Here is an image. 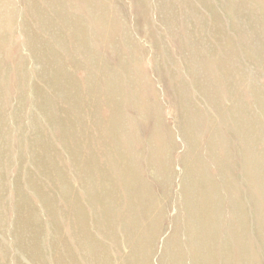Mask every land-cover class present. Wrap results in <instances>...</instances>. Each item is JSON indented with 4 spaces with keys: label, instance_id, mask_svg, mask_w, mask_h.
I'll use <instances>...</instances> for the list:
<instances>
[{
    "label": "rangeland",
    "instance_id": "obj_1",
    "mask_svg": "<svg viewBox=\"0 0 264 264\" xmlns=\"http://www.w3.org/2000/svg\"><path fill=\"white\" fill-rule=\"evenodd\" d=\"M68 250L264 264V0H0V264Z\"/></svg>",
    "mask_w": 264,
    "mask_h": 264
},
{
    "label": "bare ground",
    "instance_id": "obj_2",
    "mask_svg": "<svg viewBox=\"0 0 264 264\" xmlns=\"http://www.w3.org/2000/svg\"><path fill=\"white\" fill-rule=\"evenodd\" d=\"M40 4V3H39ZM101 4V3H100ZM91 8V7H90ZM196 9V8H195ZM101 10V9H100ZM13 11V10H12ZM20 12V11H19ZM6 13V12H5ZM18 14V13H17ZM161 16V15H160ZM159 16V17H160ZM146 17V16H145ZM158 17V18H159ZM162 18V17H161ZM160 18V19H161ZM16 20V19H15ZM191 20V19H190ZM19 21V20H18ZM120 23V22H119ZM258 25V24H257ZM133 27V26H132ZM49 29V28H48ZM14 30V29H13ZM44 30H45V28H44ZM256 32V31H255ZM19 33V32H18ZM46 35V34H45ZM66 35V34H65ZM9 36V35H8ZM44 38V37H43ZM94 38V37H93ZM147 40V39H146ZM101 44V43H100ZM90 46V45H89ZM22 51V50H21ZM143 78V77H142ZM20 95V94H19ZM253 98V97H252ZM250 99V98H249ZM86 120V119H85ZM27 122V121H26ZM10 124V123H9ZM12 135V134H11ZM41 138V137H40ZM28 139H30V138H28ZM41 140V139H40ZM21 141V140H20ZM22 142V141H21ZM26 144V143H25ZM24 144V145H25ZM38 144V143H37ZM49 144V143H48ZM23 145V144H22ZM24 145H23V148H24ZM38 146V145H37ZM42 146V145H41ZM46 146V145H45ZM41 148V147H40ZM55 148V147H54ZM43 149V148H42ZM50 149V148H49ZM4 150V149H3ZM13 150V149H12ZM32 150V149H31ZM30 151V150H29ZM42 151V150H41ZM56 151V150H55ZM15 152V151H14ZM45 153V152H44ZM38 155V154H37ZM35 157H37V156H35ZM48 157V156H47ZM54 157V156H53ZM9 160V159H8ZM37 160V159H36ZM38 160H39V158H38ZM51 162V161H50ZM58 162V161H57ZM22 163V162H21ZM38 163V162H37ZM36 163V164H37ZM41 163V162H40ZM23 164V163H22ZM39 164V163H38ZM57 164V163H56ZM33 166V165H32ZM36 166V165H35ZM34 166V167H35ZM38 166V165H37ZM40 167H41V165H39ZM52 166V165H51ZM57 166V165H56ZM90 166H92V164L90 165ZM89 166V167H90ZM45 167H46V164H45ZM20 168V167H19ZM18 168V169H19ZM38 168V167H37ZM42 168V167H41ZM43 169H45V168H43ZM59 169V168H58ZM61 169V168H60ZM59 169V170H60ZM27 170H29V169H27ZM39 170V169H38ZM26 171V170H25ZM29 172V171H28ZM27 172V174H29ZM51 172H52V170H51ZM91 172V171H90ZM183 173H186V171H185V169L183 170ZM17 175V174H16ZM40 175V174H39ZM42 175V174H41ZM51 175H52V173H51ZM64 175H66V174H64ZM18 176V175H17ZM21 176V175H20ZM29 176V175H28ZM32 176V175H31ZM67 177V176H66ZM31 178V177H30ZM30 178H27L26 179V181H27V183H28V189L29 190H32V191H34V189H36V191L38 190L36 187H34L31 183H30ZM38 178V177H37ZM50 178V177H49ZM110 178V177H109ZM65 181V180H64ZM16 182H18L17 180H16ZM21 182V181H20ZM19 182V183H20ZM25 182V181H24ZM68 183V182H67ZM97 184H99V183H97ZM13 185H14V183H13ZM20 185V184H19ZM35 185V184H34ZM18 186V185H17ZM45 186V185H44ZM15 186H13V188H14ZM19 187V186H18ZM41 187V186H40ZM17 188V187H16ZM20 188H22V187H20ZM19 188V189H20ZM18 190V189H17ZM19 192V191H18ZM38 193H36V197H38V198H40L41 200H43L44 202L46 201V197L44 196V195H40V194H38ZM44 194V193H43ZM14 196H16V195H14ZM105 196V195H104ZM98 198V197H97ZM19 201V200H18ZM24 201V200H23ZM72 202V201H71ZM30 203V202H29ZM32 204V203H31ZM24 205V204H23ZM23 205H22V207H23ZM28 205V204H27ZM29 207V206H28ZM14 211H13V228L15 229V230H18L20 227H21V225H22V221H21V217H20V210H19V205L16 203V206L14 205ZM27 210V209H26ZM28 214V213H27ZM107 220V219H106ZM73 222V221H72ZM117 222V221H116ZM82 227V226H81ZM77 228V227H76ZM57 229H59V228H57ZM23 238V237H22ZM57 238H59L60 239V250L62 251L63 249H64V244L62 243L63 241H62V239H61V237H60V235H59V231H58V233H57ZM135 238V237H134ZM154 242V241H153ZM153 242H152V244H153ZM21 247V246H20ZM23 248V247H22ZM29 249V248H28ZM21 250V249H20ZM25 250V249H24ZM27 252V251H26ZM67 255H68V257H69V260H70V264H75V262H73L72 261V258H73V256L71 255V252L68 250L67 252ZM26 256H27V254H26ZM34 257V256H33ZM35 259V258H34ZM37 262V261H36Z\"/></svg>",
    "mask_w": 264,
    "mask_h": 264
}]
</instances>
